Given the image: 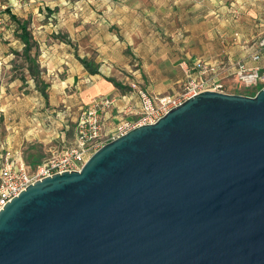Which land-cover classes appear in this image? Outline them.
Returning a JSON list of instances; mask_svg holds the SVG:
<instances>
[{
    "label": "water",
    "instance_id": "water-1",
    "mask_svg": "<svg viewBox=\"0 0 264 264\" xmlns=\"http://www.w3.org/2000/svg\"><path fill=\"white\" fill-rule=\"evenodd\" d=\"M0 264H264V88L200 93L32 184Z\"/></svg>",
    "mask_w": 264,
    "mask_h": 264
},
{
    "label": "rangeland",
    "instance_id": "rangeland-1",
    "mask_svg": "<svg viewBox=\"0 0 264 264\" xmlns=\"http://www.w3.org/2000/svg\"><path fill=\"white\" fill-rule=\"evenodd\" d=\"M146 1L0 0V10L3 15H6L8 21H12L8 11L14 13L22 23L27 25L31 37L37 38L39 43L44 44L42 48L54 47L53 45H55L59 46L57 50L61 52V47H65L62 44L66 46L69 44L70 48L75 51L77 61L84 64L94 74L98 73L101 63L98 59V53L88 47L90 40L100 43L101 40L105 41L103 39L107 37L106 34L116 35L118 39L123 38L126 49L122 54L123 60L120 63L128 67H122L118 77L107 78L120 88H144L146 84L143 74L144 66L145 64L150 65L152 61H150L147 52L146 54L143 53L147 59L145 61L137 57V53L133 50L143 41L147 42L148 36H155L160 37L165 42L170 40L171 45L166 48H170L173 53L180 54L183 50L186 53H194L198 57L195 58L194 56L191 60L186 59L187 61L180 60L177 62V66L187 63L193 68V64L195 66L197 60L203 56L209 58L206 60L207 62L217 61L214 74L202 75L193 69L192 75L195 76L186 78L181 84V88L187 86L192 79H215L218 84L223 86L224 93L243 96L256 95L257 87H247L240 83L238 79L240 69L237 67V60L238 56L242 55L241 47L244 42H246V47L253 49L257 55L264 50L259 47L264 38V0H174L173 4L168 3L167 0H155V5L149 4L144 7L140 4L139 8L136 7L139 2ZM244 5L246 6L244 7ZM139 33L140 36H138ZM127 34H131L132 38L130 39ZM11 35L12 37L13 35L14 37L17 36L16 33ZM178 38L184 42L181 43ZM39 46L34 44L32 54L36 55L37 52H40ZM165 46V43L157 46L159 54H164ZM85 53L91 56L89 60L80 59ZM14 56L15 58L11 61L14 69L7 76H5L3 66H0V86L5 85L6 81H10L15 76L18 79L13 82L14 84H25L26 79L21 75L23 71L20 68L22 66V62L19 60L20 55ZM33 69L32 73L35 77L28 75V79L33 80L34 78L37 83L41 84L42 76L38 73V68L34 67ZM158 69L161 70L162 67H158ZM247 72L249 71L247 70ZM15 89L14 95H20L17 96L20 98L10 102L6 101V98L8 99L12 92L7 90L8 93L5 94L3 88L2 91L0 88V114L1 109L10 103L13 106L11 111L13 116L19 117L21 115L20 117H22L24 115V102L21 100L27 95L26 88ZM131 90V94L133 91H140ZM135 94L137 95V93ZM58 111L54 112L49 109L45 113L43 109L38 107L29 108L26 115L30 119V125H14L11 126V129L8 124H5V121L3 123V118L0 116V143L4 141L3 139L8 138L13 128L17 127L22 129L17 128V131L13 133L16 141L25 139L29 134L37 135L39 128H41L38 125L43 117L41 114L56 116ZM16 123L19 124L20 121L17 120ZM46 124L49 125L48 122ZM73 124L69 122L70 132L73 127L75 128V126H71ZM63 137V141L59 137L48 144L47 149L43 148V151L49 152L50 156L53 153L58 154L64 147L65 140L72 139V134L69 136L68 133H65ZM24 147L17 148V150L12 148V150L22 152L28 148L29 154H34L32 152L37 148L35 145ZM13 151L8 152L17 158V154ZM5 156L6 154L4 159ZM4 159L3 161L0 160V164L4 162Z\"/></svg>",
    "mask_w": 264,
    "mask_h": 264
},
{
    "label": "crops",
    "instance_id": "crops-1",
    "mask_svg": "<svg viewBox=\"0 0 264 264\" xmlns=\"http://www.w3.org/2000/svg\"><path fill=\"white\" fill-rule=\"evenodd\" d=\"M147 1V3L139 2L136 7L139 8L140 4L145 7L146 5H155L156 3L155 0ZM173 1L174 0H167L168 3L170 2L172 4ZM245 6L246 5H244V7ZM8 13L12 21H8L6 15H3L4 25L0 29V66H3L2 68L5 72V76H7V74L14 69L13 63H11L15 58L14 55H20L19 60L22 62L20 68L22 69L21 71H23L21 75L24 76L23 78L26 79V81L25 84H14L13 82L18 79V77L15 76L10 81H6V84L1 85L0 88L1 91L3 88L5 94L8 93L7 90L12 92V95L9 96L8 99L6 98V101H17L15 99L20 98L17 97L20 95H14L15 88H26L25 92L27 95L21 100V102H24V115H22V117H20V115V119L17 116H13L11 114L13 106L9 103L6 107H3L4 110L3 108L1 109L0 116L3 118V123L5 121V124H8L10 129L12 128L11 126L14 125H30V119H28L26 115L29 108L35 109L38 107L39 109H43L45 113H47L49 109H52L54 112H56V110L59 111L56 116H49L43 113L44 116L41 114L43 117L41 123L38 124L41 128H39V133L37 135L29 134L25 139L16 141L13 133L17 131V128L20 130L22 128H13L8 138L3 139L4 141L0 143V160L2 161L6 152L13 151L12 148L17 150V148H22L24 146V148H26L27 146L35 145L38 149L35 148L36 150H33L32 153L34 154H29L28 148L22 152L13 151V153L15 152L17 154V159H22L30 168L35 169L44 160L49 159L54 154L50 156L49 152L43 150L45 148L47 149L48 144L55 141V139L60 137L63 141V135L68 133L69 136L72 134V139L69 141L65 140L66 142L64 145L68 146L74 143L75 131L74 127L71 130L72 133L69 131V122L74 123L71 126H75L77 118L82 110L88 107L94 99L101 97L109 99L115 98L118 100V106L120 107V105L123 106L125 104L120 100L123 96H132L133 102L138 104V97L135 94L137 92L133 91L131 94V89L143 90L151 95H177L183 90L181 84L184 83L185 79L195 76L192 75L193 68L187 63L181 66L176 65L180 60H191V58L195 56L194 53H186L183 50H181L180 54L173 53L170 48H166L171 45V43H169L170 40L169 42H165V40L162 41L160 37L148 36L146 38L147 42L143 41L141 45H138L135 47V50H133L137 53V57L145 61L147 59L143 53L145 52L146 54L147 52L150 61H152L150 65L145 64L144 66L143 74L145 76L144 82L146 83L144 88H120L116 84L115 86L111 79L107 78L118 77L120 75L119 70L122 69V67H128L120 63V61L123 60L122 54L126 49L123 38L118 39L116 35L106 34L105 36L107 37L103 39L105 41L101 40L100 43H97L95 40H90L88 47L98 53V59L101 63L98 73L94 74L91 73L84 64L77 61L75 51L70 48L69 44L68 46L62 44V46L67 48L61 47V52L57 50L59 46L55 45H53L54 47L42 48L44 44L39 43L37 38L31 37L27 25L22 23L14 13L10 11H8ZM12 17H15L16 20ZM19 24L25 26L29 33L28 43L21 38L22 31ZM13 33H16L17 36L14 37L13 35L12 37L11 34ZM120 34L122 33L120 32ZM127 35L130 36V39L132 38L131 34ZM140 35L139 33L138 36ZM178 40L180 39L178 38ZM180 42L182 43L184 41L180 40ZM162 43H165L166 46L164 48V54L161 55L159 54L157 46ZM245 43L246 42L242 43V55L238 56L237 67L240 68L243 66L246 70L260 69L264 72V50L260 52L259 60H255L254 57L257 53L253 49L247 48ZM34 44L40 45V52H37L36 55L32 54ZM155 45L156 47H154ZM90 57L88 53H85L80 59L84 58L85 60H89ZM195 58L198 57L195 56ZM207 59L209 58L203 56L198 59L197 62L203 60L202 62L215 67L217 61L207 62ZM8 62H10V64H8ZM34 67L38 68V73L42 76L41 84L37 83L34 78L33 80L28 79V75L33 76L32 72L34 71ZM158 67H162V69L160 70ZM46 77L48 78L47 80ZM139 83L142 84V82ZM126 93L128 94L126 95ZM122 108L123 107H121V109ZM116 114L115 111L110 110L103 115L105 133H114L115 127L121 120V116ZM17 120L20 121L19 124L16 123ZM47 122L49 125L46 124ZM60 134L62 135L60 136ZM1 165L2 162L0 167Z\"/></svg>",
    "mask_w": 264,
    "mask_h": 264
},
{
    "label": "built area",
    "instance_id": "built-area-1",
    "mask_svg": "<svg viewBox=\"0 0 264 264\" xmlns=\"http://www.w3.org/2000/svg\"><path fill=\"white\" fill-rule=\"evenodd\" d=\"M3 25L4 17L0 10V29ZM259 47L264 49V38ZM259 58V55L254 57L255 60H259ZM193 69L202 75L216 72L215 67L202 61L196 62ZM239 69L238 79L242 85L254 86L257 87L256 89L259 86L264 88L263 71L253 69L247 72L243 66ZM206 91L224 93L223 86L218 84L217 80L200 78L192 79L179 94L173 96L151 95L142 90L137 91L138 104L133 102L132 96H123L120 100L125 104L120 107L115 98L94 99L77 118L74 128V143L68 146L64 145L58 154H53L35 169L30 168L22 159L12 156L10 152L6 153L0 167V211L32 184L56 174L80 171L88 159L109 142L136 128L157 123L171 110ZM121 107L123 108L121 109ZM110 110L121 116L113 134H107L104 131L103 115Z\"/></svg>",
    "mask_w": 264,
    "mask_h": 264
},
{
    "label": "trees",
    "instance_id": "trees-1",
    "mask_svg": "<svg viewBox=\"0 0 264 264\" xmlns=\"http://www.w3.org/2000/svg\"><path fill=\"white\" fill-rule=\"evenodd\" d=\"M14 20H16V18L15 17H12ZM19 27H20V29H21V31H22V35H21V38L25 41V42H29L28 40H29V33L27 32V29H26V27L25 26H22L21 24H19ZM85 63V62H84ZM262 88V86H259L258 87V89H257V91H259L260 89Z\"/></svg>",
    "mask_w": 264,
    "mask_h": 264
}]
</instances>
